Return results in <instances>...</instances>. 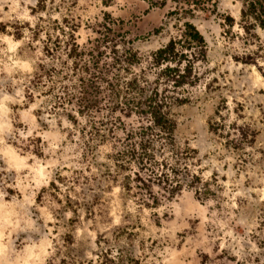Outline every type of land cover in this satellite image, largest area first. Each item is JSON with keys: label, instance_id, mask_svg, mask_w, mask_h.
I'll return each mask as SVG.
<instances>
[{"label": "rangeland", "instance_id": "1", "mask_svg": "<svg viewBox=\"0 0 264 264\" xmlns=\"http://www.w3.org/2000/svg\"><path fill=\"white\" fill-rule=\"evenodd\" d=\"M257 2L0 0V264H264Z\"/></svg>", "mask_w": 264, "mask_h": 264}, {"label": "trees", "instance_id": "2", "mask_svg": "<svg viewBox=\"0 0 264 264\" xmlns=\"http://www.w3.org/2000/svg\"><path fill=\"white\" fill-rule=\"evenodd\" d=\"M256 10L258 11V14L256 15L257 19L261 20V18H264V8L260 6L259 2H257V6H255V4H251V12L256 13L255 12ZM262 23H264V19L261 20V24ZM182 37L184 43H186L188 47L189 45L193 44V42H195L200 47L205 45L204 37L192 24L189 23L184 24ZM174 53H175V42L170 41L164 47L158 49L152 54L154 56L152 61L155 64H158L160 62L166 63L168 61H176V59L174 60V57L173 58L171 57V55H173ZM164 72L167 76H170L172 78L173 84L179 86L191 74V68L186 67L180 70L177 66L173 68L165 66ZM150 110L152 114V118H151L152 124L156 127H161L162 129V125H164L165 122H167L168 120L165 113L161 111V109H159L158 106L157 108H154L153 106V108H150ZM169 131H172V129L169 128L168 132ZM143 133L145 134V132ZM141 148H144V146L141 145ZM176 191H177V186H175V188H172L171 193L173 194V192Z\"/></svg>", "mask_w": 264, "mask_h": 264}, {"label": "bare ground", "instance_id": "3", "mask_svg": "<svg viewBox=\"0 0 264 264\" xmlns=\"http://www.w3.org/2000/svg\"><path fill=\"white\" fill-rule=\"evenodd\" d=\"M9 159V158H8ZM19 164V163H18Z\"/></svg>", "mask_w": 264, "mask_h": 264}]
</instances>
